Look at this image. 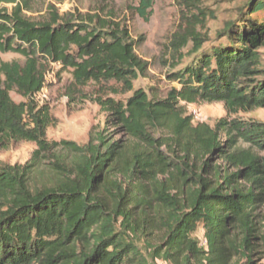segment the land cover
<instances>
[{
  "label": "trees",
  "instance_id": "1",
  "mask_svg": "<svg viewBox=\"0 0 264 264\" xmlns=\"http://www.w3.org/2000/svg\"><path fill=\"white\" fill-rule=\"evenodd\" d=\"M134 1L149 21L155 0ZM175 1L185 13L171 49L182 60L191 44L197 57L169 76L179 88L163 99L134 90L148 63L127 26L55 10L35 23L20 5L0 11V52L25 59L0 64V148L36 145L27 164L0 168V264H252L260 248L264 257V122L229 118L264 108V0H250L210 53H201L204 0ZM53 65L70 71L76 88L132 93L95 96L120 140L108 132L84 146L47 139L53 118L36 96ZM198 103H222L228 116L215 127L194 124L186 106ZM134 239L147 241L150 256Z\"/></svg>",
  "mask_w": 264,
  "mask_h": 264
},
{
  "label": "rangeland",
  "instance_id": "2",
  "mask_svg": "<svg viewBox=\"0 0 264 264\" xmlns=\"http://www.w3.org/2000/svg\"><path fill=\"white\" fill-rule=\"evenodd\" d=\"M249 1L204 0L203 7L209 18L205 27L199 29L207 39L201 53H210L212 48L222 41L220 34L226 24L238 20L240 10L247 6ZM18 5L22 7L23 15L35 23L46 21L49 12L55 10L63 17L100 16L127 26L133 40L137 42V54L148 63L146 76L134 83V90L143 89L153 98L163 99L171 89L179 88L178 83L171 81L169 76L192 65L197 57L188 54L191 44L183 50L182 53L185 55L182 60L171 49L173 37L178 33L182 15L185 13L175 0H155L153 15L149 21H145L135 12L138 4L134 0H18L16 3H0V11L11 13ZM262 53L264 60V50ZM13 61L24 63L25 59L18 54L0 52V64ZM109 86H115V83L111 82ZM103 92L118 101H125L132 96V93L123 92L111 95L108 90L101 89V86L96 84L76 88L73 86L70 71H62L58 65L51 66L46 86L36 96V102L40 106L47 105L53 118L52 125L47 130V139L50 142L72 141L84 146L89 142L91 134L108 132V136H115L120 140L117 131L112 130L108 124L109 115L95 101V96ZM11 97L16 103L24 101L15 91L11 93ZM186 111L188 115L194 117V124L205 123L211 127H215L221 118L228 116L222 103L191 104L186 106ZM229 118L264 122V108L242 111L230 115ZM35 150L34 143L24 141L11 143L7 149L0 148V168L27 164ZM55 155L61 158L68 156L62 149H58ZM54 158L43 159L41 169L35 178L37 183L46 179L44 169L49 168ZM194 237L201 242V246H206L202 229H199ZM134 240L137 246L150 256L147 241ZM261 252V248L257 249L252 264H264ZM150 261L152 264H170L160 259L153 260L151 257ZM232 263L251 264L246 258L232 259Z\"/></svg>",
  "mask_w": 264,
  "mask_h": 264
},
{
  "label": "built area",
  "instance_id": "3",
  "mask_svg": "<svg viewBox=\"0 0 264 264\" xmlns=\"http://www.w3.org/2000/svg\"><path fill=\"white\" fill-rule=\"evenodd\" d=\"M40 94V93H39Z\"/></svg>",
  "mask_w": 264,
  "mask_h": 264
}]
</instances>
